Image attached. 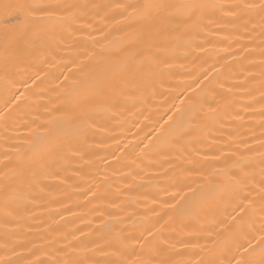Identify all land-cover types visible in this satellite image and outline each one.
I'll return each mask as SVG.
<instances>
[{
  "label": "bare ground",
  "instance_id": "1",
  "mask_svg": "<svg viewBox=\"0 0 264 264\" xmlns=\"http://www.w3.org/2000/svg\"><path fill=\"white\" fill-rule=\"evenodd\" d=\"M0 264H264V0H0Z\"/></svg>",
  "mask_w": 264,
  "mask_h": 264
}]
</instances>
